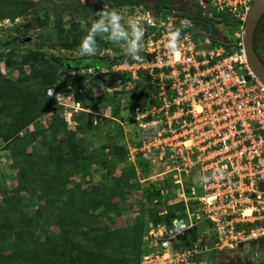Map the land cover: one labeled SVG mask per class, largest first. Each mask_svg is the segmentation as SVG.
Listing matches in <instances>:
<instances>
[{
	"label": "rangeland",
	"instance_id": "obj_1",
	"mask_svg": "<svg viewBox=\"0 0 264 264\" xmlns=\"http://www.w3.org/2000/svg\"><path fill=\"white\" fill-rule=\"evenodd\" d=\"M34 1L36 7L26 16L0 21V73L26 100L25 105L14 108L13 116L0 115V125H18L17 129H11L4 138H0V194L5 192L8 197L17 196V215H27L36 218L40 225L45 224L47 213L38 214L42 205L39 197L15 190L18 177L17 170L11 166V154L13 150L18 153L25 150L35 158L59 144L63 157L53 155L48 162L56 164L62 161V169L59 179L53 182V190L47 192L48 196L56 195L61 188L81 190L86 198H93L87 204L89 216L97 217V225L109 230L136 222H144L145 229L149 224L162 223L175 204L177 185L173 182L176 172L161 173L176 163L160 154L167 150L152 146L155 145L153 136L162 127L152 124L151 117L135 119L136 113L130 108L132 102L141 108L150 107V101L157 104L150 86L143 92H136L135 83L133 86L128 84V71L114 70L112 66H102L109 68L108 74H89L67 87L63 84L68 70L78 73L71 68L75 66L73 62L76 59L124 56L126 48L117 23L119 19H112L119 10L107 9L103 5L107 0ZM173 4L174 9L180 12L200 6L197 0H174ZM194 29L201 38L209 35L207 30ZM242 32L241 26L219 24L215 37L225 43H235L240 40ZM66 39L65 47L61 40ZM52 64L63 68L56 82L62 85L56 87L58 91L65 95L72 91L82 108L77 111L82 113L76 119L77 123L61 117L68 133H59L56 140L43 139L42 131L53 113L69 108L72 102L66 100L61 106L46 99L42 77L50 73ZM238 70L242 71L241 68ZM145 79H148L146 74ZM23 135L28 136L25 149L18 139ZM150 142L153 144L149 145ZM121 154L124 157L120 158ZM35 172L32 168L26 171L25 178L32 174L37 178L35 182L27 179L28 187L39 186L40 180L50 177V174ZM86 232L84 229L78 238ZM44 237L61 242L64 232L50 223L37 233L38 239ZM6 238L10 240L13 237L7 235ZM201 240L210 241L213 237L211 233L204 234ZM190 241L193 238L187 239ZM5 252L12 254V250ZM231 252L211 249L195 253L191 259L197 264H264V240L257 243L252 254L241 255L242 251L237 248Z\"/></svg>",
	"mask_w": 264,
	"mask_h": 264
},
{
	"label": "built area",
	"instance_id": "obj_2",
	"mask_svg": "<svg viewBox=\"0 0 264 264\" xmlns=\"http://www.w3.org/2000/svg\"><path fill=\"white\" fill-rule=\"evenodd\" d=\"M197 1L209 14L227 10L242 22L252 2ZM112 9L119 10L124 29V56H135L112 68L128 71L131 86L140 72L147 75L157 104L136 105L135 119L151 117L162 127L152 146L167 150L160 154L176 163L161 175L176 172L174 203L183 205V213L168 225L149 224L139 264H197L191 259L195 253L231 252L264 240V83L249 68L241 38L230 46L214 45L174 8L136 4ZM76 71L103 75L109 68ZM47 95L56 105L71 101L61 115L75 123L73 114L82 108L74 93L49 88ZM197 226L192 246L176 247ZM210 233L213 245L201 246L202 235Z\"/></svg>",
	"mask_w": 264,
	"mask_h": 264
},
{
	"label": "trees",
	"instance_id": "obj_3",
	"mask_svg": "<svg viewBox=\"0 0 264 264\" xmlns=\"http://www.w3.org/2000/svg\"><path fill=\"white\" fill-rule=\"evenodd\" d=\"M118 3H125L126 0H115ZM174 0H160L157 9L166 8L172 10ZM197 5V4H196ZM36 7L34 0H0V21L9 19L11 21L24 17L29 11ZM183 18H186L194 27L207 30L212 43L215 45L230 46L231 43H225L218 40L215 37V32L218 30V25L223 24L227 27H236L243 25V22L231 14L227 10L221 12H209L204 11L201 6H196L193 10H184L180 12ZM119 23V22H117ZM123 41L124 29L118 24ZM259 32H264V14L259 19L255 34L254 45L257 49V35ZM67 37V36H66ZM67 39L61 40L62 45L65 47ZM239 40H236L238 42ZM122 58L115 56L96 57L91 59H76L73 62L71 68L74 70H80L81 68H87L93 66L99 68L101 66L111 67L113 64L126 60L132 62L135 56H121ZM263 59V57H261ZM101 60V63H99ZM264 61V59H263ZM63 71V68L58 64H52L50 73L43 75L42 83L46 89V99L55 104V100L47 95L49 88L60 87L56 83L59 80L58 73ZM65 71V70H64ZM78 72V71H77ZM66 80L63 82L64 87L72 85L73 81L79 82V77L87 76V73H74L71 71L66 72ZM127 78H129L127 76ZM11 81L0 73V115L13 116L14 108L25 105L26 100H23V96L13 90L10 86ZM149 81L145 79V73L140 72L139 79L135 86L136 92H143L147 90ZM150 92H152L150 90ZM153 93V92H152ZM135 104H130L131 110L134 111ZM62 111L53 113L50 116L47 126L42 131L43 139L49 137L56 140L58 134L66 135L68 133L67 126L63 122L61 115ZM75 115V116H74ZM82 113H74L73 119L77 123L76 119L80 118ZM62 117V118H61ZM18 125H0V138H4L8 131L15 128ZM76 130V129H75ZM21 131V130H20ZM28 136H21L20 144L25 149L28 143ZM63 157V151L60 145L51 146L44 155L32 157V154L25 150L17 152L13 150L11 154L12 168L17 170V186L15 190L17 192H27L28 194H36L39 197L42 205L40 206V212L47 213L46 223L40 225L38 220L33 217L25 215H17L16 205L19 200L17 196L8 197L5 192H2V203L0 204V264H139L143 249V236L147 231L145 229L144 222H136L129 224L121 228L109 230L97 225V217L91 218L87 211V204L90 203L93 198L85 196L84 192L77 188H61L54 196H48L47 192L53 190V182L59 179V172L62 169V161L56 164L48 162L50 156ZM124 157V154L120 155V158ZM35 169L36 172H43L44 174H50V177L46 180H40L39 186L28 187L26 180L31 179L36 181V177L32 174L25 178L26 171L28 169ZM35 172V173H36ZM60 201V204H58ZM172 208V209H171ZM169 212L166 213L165 221L162 223L169 224L171 219L176 216V213H183L182 203L173 204ZM178 209V210H177ZM53 223L58 226L64 232V237L61 242L52 241L48 237L41 239L37 238V233L45 228L46 224ZM84 229L87 232L83 237L78 238V234ZM200 227H194L186 235L180 238V242L176 244V247L188 248L192 246V242L197 239L198 231ZM7 235H12L10 240L6 238ZM188 238H193V241L187 242ZM262 241V240H261ZM260 242V241H258ZM214 239L210 241L201 240V246H212ZM12 250V254H8L5 251Z\"/></svg>",
	"mask_w": 264,
	"mask_h": 264
},
{
	"label": "water",
	"instance_id": "obj_4",
	"mask_svg": "<svg viewBox=\"0 0 264 264\" xmlns=\"http://www.w3.org/2000/svg\"><path fill=\"white\" fill-rule=\"evenodd\" d=\"M263 14L264 0H252L243 21V32L241 35V42L248 66L262 83H264V61L254 45V34L256 25ZM149 104H152V101H150ZM241 247L243 246H238L239 249ZM247 247L251 250H256L257 243L250 242Z\"/></svg>",
	"mask_w": 264,
	"mask_h": 264
},
{
	"label": "flooded vegetation",
	"instance_id": "obj_5",
	"mask_svg": "<svg viewBox=\"0 0 264 264\" xmlns=\"http://www.w3.org/2000/svg\"><path fill=\"white\" fill-rule=\"evenodd\" d=\"M90 1L91 0H89V2ZM107 1L108 2H105V4H103V5L106 6V8L109 9V10L111 8H113V7L129 6V5H136V4H139L141 6L149 7L151 9L156 10L157 9V5H159V3H160V0H126L125 3H118L115 0H107ZM106 3H108L111 6L106 5ZM257 42H258L257 51L260 54V56L263 57V59H264V32H259L258 33ZM237 250H241L242 251L241 255L254 253V250L249 249L247 247V245L241 247L240 249L237 248Z\"/></svg>",
	"mask_w": 264,
	"mask_h": 264
},
{
	"label": "clouds",
	"instance_id": "obj_6",
	"mask_svg": "<svg viewBox=\"0 0 264 264\" xmlns=\"http://www.w3.org/2000/svg\"><path fill=\"white\" fill-rule=\"evenodd\" d=\"M112 19H113V21H116V20H118V19H119V17H118V16H116L115 14H113V17H112ZM94 27H97V25H94Z\"/></svg>",
	"mask_w": 264,
	"mask_h": 264
}]
</instances>
